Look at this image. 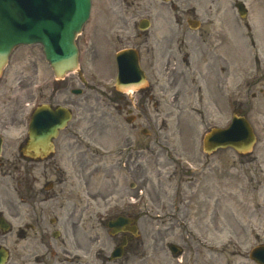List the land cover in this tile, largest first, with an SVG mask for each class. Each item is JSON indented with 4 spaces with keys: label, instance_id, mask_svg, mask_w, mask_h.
<instances>
[{
    "label": "rangeland",
    "instance_id": "rangeland-1",
    "mask_svg": "<svg viewBox=\"0 0 264 264\" xmlns=\"http://www.w3.org/2000/svg\"><path fill=\"white\" fill-rule=\"evenodd\" d=\"M210 1L174 0V4L180 13L188 14L195 10L197 16L206 19L207 13H213L211 17L216 25L221 24L222 15L229 29V42L225 45L222 63L225 84L218 88V80H210L208 84H203L202 80H180L173 89L167 80L155 78L158 77V68L148 69V78L154 84L156 97L160 98V110L156 113L150 106L144 118L135 119L133 125L125 120L127 112L119 114L114 109L117 96L121 94H112V84L117 76L115 53L138 43L137 24L149 14L154 23L162 24L164 29L180 27L189 30L185 21L182 26L174 23L176 8H171L170 4L160 0H92L91 16L77 39L80 66L87 85L81 81L77 71L56 80L51 67L48 68L49 73L45 70V62L36 69L32 65L33 71L48 75L50 101L54 105L70 106L73 110L72 121L56 139L53 155L65 172V194L76 196L80 189L81 193H86V185L78 183L84 177L96 195L91 203L97 225L95 229L89 226L80 228L77 245L80 248L76 249L70 238L62 237L67 240L68 254L79 253L82 256L80 264H255L249 258L253 227L257 225L264 229V95L259 92L264 80V66L260 67L257 80H251V76L256 70V53L264 58V0H242L250 11L245 19L252 24L256 47L252 45L246 23L237 17L231 6L238 0H216L213 7L209 6ZM213 23L210 22V28L215 27ZM19 70L20 64L14 55L1 78V91L8 86L6 80H13ZM217 71L211 77L217 78ZM72 88L84 90L82 94H74ZM221 88L226 93L225 106ZM177 89L181 90L180 99L172 101L173 92ZM196 93H201V99ZM136 96H139L137 92ZM18 97V107L21 108L26 96L19 94ZM219 104L224 113L218 109ZM177 105H181L183 110H179ZM235 107L249 115L254 124L258 142L253 152L240 156L231 148H222L207 156L203 150V136L210 127L227 125ZM143 128L147 132L144 136ZM26 133V126L19 116L17 127L6 132V145H11L10 151H17L16 146ZM127 135L142 136L147 146L145 184H142L145 206L141 205L139 209L142 216L140 240L132 242L129 252L136 248L134 254L115 262H105L120 238V235L114 238L109 235L107 218L116 212L113 209H117V198L121 197L122 191H136L130 188L133 179L122 169H116L114 189L110 187L109 156H112L113 149L114 160L117 161V146ZM46 162L36 163L39 173ZM47 178L50 176L41 177V183ZM171 180L182 189L176 199L177 208L171 212L160 211L157 196ZM188 186H191L190 191L184 189ZM2 190L3 205L9 204L11 190L6 182H3ZM221 207L223 209L217 213ZM49 211L47 217L56 216V212ZM88 214L82 216L90 218ZM6 215L9 216L8 212ZM26 219L23 216V220ZM192 230L197 234H191ZM230 236H235L238 241L233 237L229 240ZM172 242L184 247L185 252L180 258L168 251V244ZM224 242L228 243L224 245ZM215 243L218 244L216 247H209ZM9 244L14 245L11 238ZM238 247H241V252Z\"/></svg>",
    "mask_w": 264,
    "mask_h": 264
},
{
    "label": "flooded vegetation",
    "instance_id": "flooded-vegetation-1",
    "mask_svg": "<svg viewBox=\"0 0 264 264\" xmlns=\"http://www.w3.org/2000/svg\"><path fill=\"white\" fill-rule=\"evenodd\" d=\"M176 8V7H175ZM212 13H207L209 17ZM184 16V18H183ZM193 19L200 23V28L194 30H186L179 28H152L142 30L138 36L139 43L136 44L141 63L145 68L147 77H150L148 69L158 68V80H167L174 89L180 80H202L205 84L210 80H219L218 86L221 84V62L224 58V49L226 45V32L222 27L210 28L209 20L203 18L200 20L192 11L188 14H183L176 9L174 12V20L178 26L182 25L183 19ZM200 20V21H199ZM151 22V20H150ZM20 59L30 63L35 69L40 62H43V57L38 50L33 48H22ZM34 49V50H33ZM32 68V67H31ZM217 71L218 77H211ZM12 84L3 92H0V132L8 131L16 124L19 116L22 113L21 107L17 106L16 92L26 90L29 105V113L42 102L49 98L50 82L45 78H40L39 72L31 70L28 72L23 69L19 75L13 79ZM201 89V85L196 83ZM155 87L152 80L148 78V84L139 89L138 97L126 98L125 95L119 96V102L114 104L119 113L127 111L128 115H134L133 119H143L148 113V109L152 106L156 113L160 110V98L156 97ZM262 90V87H260ZM161 88L159 89V92ZM115 96V93H112ZM199 99H201V93ZM181 90L177 89L173 92L172 101L180 99ZM118 101V99H117ZM179 110L181 105L176 106ZM137 114H134V110ZM218 109L221 110L219 104ZM223 110V109H222ZM127 115V117H128ZM11 146V145H10ZM10 146L4 144L2 155L0 156V217H3V205L1 201L3 182L10 178V187L12 192L11 204L7 205L8 211L16 219V226L11 225V236H13L14 252L12 258L7 264H80V256L78 253L68 254L66 248V239H62L64 233L70 238L76 249L78 248V234L83 227L93 225L91 217L92 204L96 198L94 191L89 189V184L86 179L80 178L79 184L86 185L85 196L82 195L81 189L76 193V199L73 204L66 202L65 187L66 176L60 166V162L53 158L47 160L41 173L38 172L36 163L30 159L19 157L13 150L10 151ZM122 148V149H121ZM146 141L142 136L127 135L123 137L119 149L116 151L118 156L117 161L114 160V151H111L109 156L108 171L111 179L110 187L114 189V177L117 168L124 170L128 177H131L134 182L131 187L136 190L131 193V190L122 191L118 202L122 203L119 214L128 217H136L134 215L138 210L139 203L131 204V199H142L140 191L142 184H145L146 174ZM84 174V173H83ZM81 174V175H83ZM50 178L41 183V177ZM88 180V179H87ZM114 196V191L112 193ZM90 199V201L86 200ZM38 202H50L45 207H41V212L37 211ZM172 205V204H170ZM118 206H120L118 204ZM168 209L169 206H162ZM50 210V211H49ZM27 212L29 220L22 221V213ZM58 213L54 218H47V212ZM90 211V214H88ZM87 213L90 219L82 215ZM136 222V221H134ZM57 225L56 227H51ZM81 228V229H80ZM128 244L132 246L135 238L131 232L126 231ZM81 236V234H80ZM8 232L4 231L0 226V244H6L8 241ZM91 238V236H89ZM96 238V237H95ZM87 242V241H86ZM27 243V244H26ZM90 243H93L90 240ZM264 244V236L260 232L255 233V242L253 246ZM126 251V250H125ZM241 252V251H239ZM77 257V258H75Z\"/></svg>",
    "mask_w": 264,
    "mask_h": 264
},
{
    "label": "water",
    "instance_id": "water-1",
    "mask_svg": "<svg viewBox=\"0 0 264 264\" xmlns=\"http://www.w3.org/2000/svg\"><path fill=\"white\" fill-rule=\"evenodd\" d=\"M32 3L34 9L27 13V7ZM90 6L91 0H0V69L12 47L24 42H41L44 45L47 59L58 77L76 69L78 48L75 37L89 17ZM243 6L239 4L242 12L245 11ZM119 58L120 80L140 77L133 54L123 52ZM44 110L42 119L34 122L29 146L25 147V152L34 150V154L31 153L33 157H44L53 149L51 137L70 118L69 110L64 107H47ZM255 140L248 120L235 116L229 127L214 128L206 135L205 148L209 151V143L215 142L218 146L233 145L239 150H248Z\"/></svg>",
    "mask_w": 264,
    "mask_h": 264
}]
</instances>
